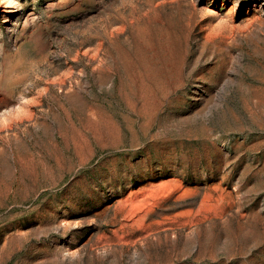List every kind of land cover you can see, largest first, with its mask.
<instances>
[{
	"label": "rangeland",
	"instance_id": "obj_1",
	"mask_svg": "<svg viewBox=\"0 0 264 264\" xmlns=\"http://www.w3.org/2000/svg\"><path fill=\"white\" fill-rule=\"evenodd\" d=\"M254 1L0 0V264H264Z\"/></svg>",
	"mask_w": 264,
	"mask_h": 264
},
{
	"label": "bare ground",
	"instance_id": "obj_2",
	"mask_svg": "<svg viewBox=\"0 0 264 264\" xmlns=\"http://www.w3.org/2000/svg\"><path fill=\"white\" fill-rule=\"evenodd\" d=\"M236 1H238V0H236ZM258 7L264 10V1L263 0L262 1L259 0V1L252 2L251 9H253V8L255 9V8H258ZM133 31L136 34V36H140L141 34L146 33V31L143 28H141V27H133ZM108 38L111 39V37H108ZM3 120L7 121L8 118L6 116H4Z\"/></svg>",
	"mask_w": 264,
	"mask_h": 264
}]
</instances>
